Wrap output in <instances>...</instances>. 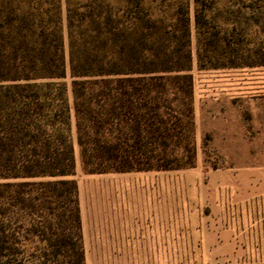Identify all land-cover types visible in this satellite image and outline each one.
I'll list each match as a JSON object with an SVG mask.
<instances>
[{
  "label": "trees",
  "instance_id": "16d2710c",
  "mask_svg": "<svg viewBox=\"0 0 264 264\" xmlns=\"http://www.w3.org/2000/svg\"><path fill=\"white\" fill-rule=\"evenodd\" d=\"M6 1L10 4V17L7 20L0 18V172L7 178L29 176L47 179L46 183H40L53 187V191L49 196L41 197L25 181L0 184V245L7 241L5 229H10V239L11 229H24L14 233L18 234L19 242H24L23 252L33 256L40 251L33 246V242L41 241L38 229H48L52 237L57 236L70 243L68 251L84 263L74 153L67 142L64 127L60 126L61 119L56 116L58 114L53 105L46 101L41 89L43 85L36 84L41 79L49 81L67 74L61 19L43 21V5L48 3L59 7L61 1L58 6L55 0H0V7L6 6ZM66 4L69 72L77 140L85 170L106 172L176 168L177 165H172L177 160L175 147L183 138L174 129L171 131L174 127L168 125L171 114L167 109H160L162 103L159 100L167 89L173 94L190 93L191 88L181 84L178 74L192 68L190 49L187 48L181 56L167 52L152 56L134 52L130 54L132 61H127L131 67H123L124 58L117 52L106 53L105 57L100 51L88 52L82 61L73 49L77 38L76 15L69 0ZM185 20L188 24L189 18ZM196 22L199 23L198 18ZM139 39L137 42L141 45L142 38ZM105 43L106 40L98 46L99 49ZM189 44L188 34L185 45ZM210 44L207 42V45ZM204 45V39L198 37L199 68L205 67ZM210 57L217 58L216 55ZM262 58L253 62L241 59L240 63L232 59L222 66L264 65ZM52 84L46 82L44 86L51 88ZM171 111L176 112L172 108ZM16 142L17 145L29 143L35 149L21 153L19 159H10V151L14 152L10 146ZM38 147L39 150L36 149ZM10 160L13 162L10 163ZM142 163L146 165L141 166ZM27 185L29 189L25 188ZM56 186H67L65 196L71 207L61 210L59 204H48L57 202L58 197L64 195L62 191L54 193ZM48 198L51 200L48 201ZM65 216L70 219L69 226H64L62 222ZM16 219L18 225L12 222ZM6 221L10 222V227ZM74 228L78 229L76 242L71 234ZM25 229H36L33 237ZM53 254L56 251L53 250ZM60 254L63 255V251L59 250L57 256ZM2 258L0 256V260Z\"/></svg>",
  "mask_w": 264,
  "mask_h": 264
},
{
  "label": "rangeland",
  "instance_id": "374dc122",
  "mask_svg": "<svg viewBox=\"0 0 264 264\" xmlns=\"http://www.w3.org/2000/svg\"><path fill=\"white\" fill-rule=\"evenodd\" d=\"M55 1L58 6L61 1V5H43V21L53 19L54 22L59 17L61 19L67 74L65 77L49 81L41 79L36 84L43 85L41 89L45 93L47 103L53 105L58 114L56 116L61 119L60 126L64 127L67 142L74 153L75 179L119 172H158L160 176L168 173V176L184 177L224 176L225 173L240 177L249 173L261 175L262 170L248 169L251 163L264 162V154L254 152L258 148L253 147V142L261 143L262 139L256 137L260 130L254 129L253 116L249 112L248 99L252 97L234 92V83L238 81L236 78L239 76L244 80L249 79L252 67L248 66L253 65H222L229 64L232 59L237 63L242 60L253 62L263 59L264 0H69L77 19V38L73 49L82 61L88 52L100 51L104 57L117 52L124 58L123 67H131L127 61H132L130 54L134 52L148 56L155 53L162 55L165 52L181 56L187 48L192 52V68L178 73L181 84L191 88L190 93L173 94L167 89L159 100L162 103L160 109H167L171 114L168 120V125L174 126L171 131L174 129V132L183 138L175 147L177 160L173 161L172 165H177L176 168L106 172H87L82 162L75 123L72 77L69 72L67 4L66 0ZM5 5L0 7V18L7 20L10 17V4L6 1ZM187 17L188 24L185 20ZM197 18L199 23L196 22ZM188 34L190 44L187 46L185 41ZM198 37L206 43L203 46V68H199L197 63ZM139 38H142L141 45L137 42ZM104 40L105 45L99 49L98 46L103 44ZM207 42L211 44L207 45ZM212 55L217 58H211ZM214 65L218 66L213 67ZM158 66L162 67V64ZM46 82L53 83L52 87L44 86ZM169 107L176 112L172 113ZM17 144L16 142L10 146L14 149V152L10 151V159H19L21 153L35 149L29 143ZM36 149L39 150V147ZM12 162L10 160V163ZM22 181L30 183L33 192L41 197L49 196L53 191V187L45 184L47 179L44 178L0 177V184ZM25 188L29 189V185ZM67 190V186H56L54 193L62 191L64 195L58 197L57 202L54 200L55 203L48 204H59L61 210L71 207L65 196ZM76 200L78 203L77 186ZM68 218L65 216L62 219L64 226H69ZM12 222L18 225L17 219ZM5 223L10 227V222ZM5 230L7 241L3 246L0 245V256L3 257L0 264H86L85 255L84 263H80L77 256L68 251L70 243L57 236L52 237L48 229H38L41 241L33 242V246L40 251L33 256L23 252L24 242H19L18 234L14 233L24 229H11L14 233L11 234V239L10 229ZM25 230L32 236L36 229ZM77 231L78 229L74 228L71 233L75 242ZM79 233L82 242V229H79ZM53 250L56 254H53ZM59 250L63 251V255L57 256ZM39 256L44 258L40 259Z\"/></svg>",
  "mask_w": 264,
  "mask_h": 264
},
{
  "label": "crops",
  "instance_id": "0c3cea01",
  "mask_svg": "<svg viewBox=\"0 0 264 264\" xmlns=\"http://www.w3.org/2000/svg\"><path fill=\"white\" fill-rule=\"evenodd\" d=\"M234 92L248 97L264 154V65ZM247 176L158 172L76 178L86 264H264V162Z\"/></svg>",
  "mask_w": 264,
  "mask_h": 264
}]
</instances>
